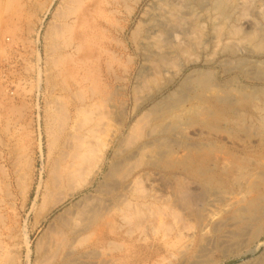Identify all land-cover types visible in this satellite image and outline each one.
Masks as SVG:
<instances>
[{
	"label": "rangeland",
	"instance_id": "obj_1",
	"mask_svg": "<svg viewBox=\"0 0 264 264\" xmlns=\"http://www.w3.org/2000/svg\"><path fill=\"white\" fill-rule=\"evenodd\" d=\"M73 1L74 0H0V219L3 217L7 218L4 219V221L2 220L6 226H3L0 220V225L2 227L0 228V236L3 235L1 237L2 239L0 238V264H28L27 248L23 233L25 226L31 232V249H33V251L30 264H36L37 260L45 263L44 253H37V242L43 237V234H46L47 229H52L50 225L53 224L58 214L63 212L66 208H69L73 203L81 200V198L85 197L87 194L98 195L95 201H98L99 199L97 198H100V202H103L105 205L110 206L113 204L112 206H123V204H130V208L134 210L138 204L143 202V198H146V196L152 192H154V194L155 192H157L156 194H160L158 196L162 194V196L172 198L164 201V204L159 203L154 207L155 210H157L156 207L159 205H163L161 207L162 209L165 207V211L163 210L161 216H153L154 218L147 217L150 221H148L145 216H142L139 217L140 219H135V227L133 224L128 227L134 231L133 233L131 230L132 237L129 239L132 238L136 240H116L114 243L115 245L110 247L111 252L108 249V255H106V257L99 256L96 258L95 255L93 256L95 258L80 259V261H74L73 264H95V262H98L96 264H100L112 258H119V264H156V262L157 264H159L158 262H161L160 264H163V262L164 264H264V229L260 232L258 237H255L256 239L252 236L254 227H251V230L250 228L244 229L245 231L237 234L234 223L220 222L223 221L225 217L224 210L226 207H222V205L218 204H216L218 209L216 207L212 208L213 211H216L214 216L215 224H206L208 228L203 226L205 224L200 226L192 217V219L190 218L186 209L177 204L173 197L175 195L170 196L172 193H177L175 190L176 188H172L168 183V177L164 176L166 174L162 171L161 166L155 168L150 167L147 164L148 158H144L143 161L139 159L140 157L132 158L133 151L137 150L140 145L145 142H153L157 138L160 139L163 137L166 140H164L163 143L166 146H170L174 152L175 157L173 158L184 155L187 144L192 147H198L200 144L202 145L209 141L216 147L213 148V154L217 155L221 162L229 163L232 156L224 153L231 152L235 155L237 153L235 151L244 146L241 142L235 144L234 141L232 142L227 139L226 134L209 133L198 127L187 129L186 126H181L183 129L179 128L166 135L162 134L159 130L151 131L148 128L149 126L144 123L146 122L144 114L155 104L162 106L168 104L173 99V97L169 98L170 94L178 90L180 91V89L181 95L185 96V98L189 94L186 98L187 100H189V97L192 98V91L190 87L187 86L190 84L188 83V81H190L189 78H197L202 70L204 73H208L209 76H212L210 77L213 85L217 86L219 89L238 87L237 89L241 90L242 93L257 96L259 99L257 104L263 105L264 107V53L254 55H252V52L248 51H244L245 53L238 52V54L235 55H231L229 52L223 53V45L230 44L229 41L231 40L224 39L223 43L219 46L216 44L215 40L212 41L213 43L211 42V35L208 34L209 37L207 35L203 39V43H207L204 44V47L201 45L200 48H195L191 52L192 54L190 53L189 57L186 56L185 60L181 59L182 61L177 60L175 61L177 63L174 62L177 68L179 67V61L181 64L183 62L182 65H185L186 68L185 71L176 78L175 82L172 83L173 85L170 84L169 87L166 88L171 78V73L166 72L167 74L164 73L165 75H157V78L152 77V81L147 84L146 88H141L142 91L140 89L134 91L136 85L134 83L138 77L136 74H139L138 71L142 70L145 63L144 53L135 51L138 50V45L137 39L133 37L134 31L137 30L140 23H144L153 5L163 4V1H165L164 3H173L174 1L175 4H179V2L181 4L183 0H177V2L176 0H136V2L135 0H106L108 4L105 0H101V7L99 5L100 0L89 1L90 4H87V2L83 3V5L74 4ZM255 2L259 13L258 11H256L257 13L255 12V14L251 12V16L247 15L241 17L245 21L240 18V21L234 18L237 22L233 21L232 24L237 27H243L242 31L249 32L254 30L253 22L264 25V0H257ZM190 6L194 7L195 10L199 8L196 2H193ZM98 8L100 12L96 11ZM85 9L89 10L91 13L89 12L87 20L81 26V23L76 21L75 23L74 20H76V17L82 14ZM101 11L104 13L102 14ZM260 12L263 15L260 14ZM97 14L101 15V17ZM93 15L96 17L95 22H93L95 20ZM98 16L99 18H97ZM247 20L252 24L246 22ZM91 23L93 24L91 25ZM78 27L81 30H79L80 32L78 31ZM78 32L81 35H79ZM72 33L75 38L72 36ZM77 33L83 40H81L79 36V38L77 37ZM86 33L90 35L88 36ZM55 34L59 36L57 37ZM82 34L85 37V44H88L87 48L89 49V45H93H91L92 48H90V50L86 49V46L83 47L85 49L81 48L83 52L80 50V47L85 45L82 43L84 42ZM90 36L92 37L91 43ZM96 37H98L99 41H96ZM135 39L136 43H134ZM79 40H81L82 44L80 42L78 43ZM73 44H75V46ZM95 48L96 50H100V52L96 51ZM86 50L88 54L84 56ZM101 50L107 54L105 55ZM89 51H91V53H89ZM91 54L93 58L94 56L96 58L93 59ZM113 55H115V57H113ZM86 58L91 60H89V64L86 62ZM107 61H111L110 63L113 67ZM235 61L237 62L235 63ZM256 62L259 66H257ZM76 63H80L79 67L76 66ZM106 64L109 66L106 67ZM174 65H172V67ZM237 66H239V68ZM175 69L174 67L171 68L172 71ZM71 74L74 77H72ZM86 81H88V84ZM153 81H155L154 84ZM149 84L152 85L148 87ZM70 85H73V88L70 87ZM89 85L92 86L93 90L98 88L99 92L97 91V93L94 94ZM223 85L225 87H223ZM185 86L189 87V89H184ZM88 87H90L92 93H90L91 90H89ZM116 87L120 89H115ZM74 88H76L77 91H75ZM79 92L82 93L80 94ZM116 92L118 93L116 94L117 96H110ZM98 93L100 95H98ZM91 94L95 96L92 95L93 98L89 97ZM69 96L75 99L73 100ZM90 100H94L91 101V103L94 104L97 101L95 104L96 106L94 104L92 105ZM114 100L118 101L116 102ZM100 101L102 103L109 101V104L106 102V104L104 103V105H102L98 103ZM120 101L122 104L119 103ZM111 104L112 106H110ZM115 105L117 111L114 109ZM141 105L142 107L138 113L134 114L136 108ZM88 106L94 108H89ZM186 107L189 108L188 102ZM121 120L126 121L128 128L132 126L134 122L142 120L139 123V127L142 131L139 132L135 141H130L126 138L127 136L125 135H128V128L124 130V134L119 131ZM254 142L255 139L253 140V147L248 149L249 156L251 158H258L257 147ZM74 160L80 164L79 168L81 174H83V178L88 177L87 179H89L94 176V185L76 197L75 200L55 210L49 215L47 220L43 222L40 228L34 229V215L41 208L43 204L42 201L44 200L42 194H44L46 189L52 187L54 179L61 176L65 169L70 166L71 163L75 162ZM118 160L119 163H117ZM113 168L123 169L127 171V173L124 175H113ZM88 174L89 176H87ZM49 175L51 180L49 179ZM163 177H165V179ZM28 186H32L31 196H29L25 204V188ZM110 199L112 200L110 201ZM170 200H172V202ZM168 203L170 204L168 205ZM216 216H219L218 219L215 218ZM219 222L222 223L220 228L217 224ZM136 223H138V226ZM216 226L218 228H216ZM3 227H5V230ZM202 227H205V229ZM49 232L50 231H48V233ZM165 234H167L168 237L164 236ZM8 235L9 238L11 235L12 239L5 237ZM226 237L228 238L226 239ZM234 237L236 239H234ZM248 237L250 238L248 239ZM5 239L9 240L6 241ZM44 242L45 239H43L42 243ZM6 245L8 246L6 247ZM114 246L116 248L118 247V249L116 250ZM162 258L165 260L163 259L162 261ZM169 258H171V261ZM166 259L169 260L166 261Z\"/></svg>",
	"mask_w": 264,
	"mask_h": 264
},
{
	"label": "bare ground",
	"instance_id": "obj_2",
	"mask_svg": "<svg viewBox=\"0 0 264 264\" xmlns=\"http://www.w3.org/2000/svg\"><path fill=\"white\" fill-rule=\"evenodd\" d=\"M70 1H72V0H70ZM89 1H93V0H74L73 3L74 4L76 3L78 5H81V4L83 5V3H87V2H88L87 4H90ZM102 1L101 0L99 1L100 7H101ZM255 1H257V0H183V2H181V4H180V2H179V4H175L174 1H173V3L172 2L164 3L165 1H163V4H159V5L157 4L156 6L153 5L154 7L152 6V8H150L151 10L148 12L147 18H146V20H144V23H140L137 30H135L133 33V37L137 39V45H138V50H135V51L143 52L144 53V61H145L144 65H143L144 67L142 68V70L138 71L139 74H136L138 77H137V80H135L136 82L134 83V84H136L134 91L135 90L137 91L138 89L141 90V88L142 89L146 88L147 84L152 81V77L157 78V75L161 76V74L163 75L166 72H170L171 78L169 79L168 85L166 87V88H168L169 85L174 83L176 78L178 76H180L185 71L186 66L182 65L183 62L181 64L180 61H182L183 59L185 60L186 56L189 57L190 53L195 48H200L201 45L204 47V44H207V43H203L204 42L203 39L208 34L211 35L210 36L212 39L211 42L213 40H215L216 44H218L219 46L221 43H223L224 39L231 40V41H229L230 44H225V46L223 45V49H222L223 53L229 52L231 55H235V54H238V52H244V51L245 52L246 51L252 52V55L264 53V25L257 23V22H253L255 27L253 25H251V26H253L254 30L252 29L253 31L249 32V31H242L243 27L240 26L241 27L240 28L239 26L237 27L236 25L232 24L233 21H236V20H234V18L235 19L237 18L239 20V18L243 19L241 17H245L247 15L251 16V14H250L251 12H253L255 14V12L258 11V13H259V10H257V5H256ZM105 2H106V0H105ZM135 2H136V0H135ZM176 2H177V0H176ZM193 2H196L197 5L199 6V8L197 10H195L194 7L190 6V5H192ZM23 6H25V5H23ZM96 11L100 12L99 8ZM89 12H90L89 10L85 9L82 14H80L78 17H76V20H74V22L76 21L78 23H81L80 25L82 26L83 23L87 20ZM103 13L104 12H102V14ZM93 14H94V12H93ZM260 14H262V13L260 12ZM97 15H99V14H97ZM99 16L101 17V15H99ZM99 16L97 18H99ZM61 18H63V17H61ZM247 18H249V17H247ZM253 18H254V16H253ZM90 20H88V21H90ZM95 21H96V17H95V20L93 22H95ZM74 22H73V25H74ZM246 22H248V20ZM248 23L252 24L250 22H248ZM92 24L93 23H91V25ZM245 24H247V23H245ZM115 25H116V23H115ZM245 27H246V25H245ZM79 30H80V28L78 29V31ZM103 32H105V31H103ZM78 33H77V37L79 35H81L80 33L78 35ZM86 34H88V33H86ZM89 35L90 34H88V36ZM72 36L74 37L73 33H72ZM82 36H83V34H82ZM96 36H97V34H96ZM208 37H209V35H208ZM208 37H207V39L209 40ZM103 38H105V37H103ZM90 39H91L90 40V43H91L92 37ZM93 39H94V37H93ZM95 39L97 41L98 37H96ZM136 39L134 40V43H136ZM81 40H83V39L81 38ZM81 40H79L78 43L79 42L81 43ZM82 43L85 44V37H84V42H82ZM96 44H94V45H96ZM73 45L75 46V44H73ZM91 45H89L90 48H92V46H93V45L92 46ZM79 46H81V45H79ZM85 46H86V49H88L87 48L88 44L86 43L84 46L80 47V50L82 52H83V50L81 48H83ZM67 47H69V46H67ZM100 47H102V46H100ZM90 48L88 50H90ZM83 49H85V48H83ZM201 49H202V47H201ZM95 50H96V48H95ZM222 50H221V52H222ZM60 51H61V49H60ZM81 51H80V53H81ZM91 51H89V53H91ZM96 51L100 52V50H98V49ZM85 52L86 53L84 56H86V54H88L87 50ZM101 52L104 53L105 55L107 54V53L103 52L102 50H101ZM92 54H91V56H92ZM249 55H251V54H249ZM71 56H73V55H71ZM88 56H90V55H88ZM97 56H98V54H97ZM138 56H139V54H138ZM90 57H87V58H90ZM103 57H104V55H103ZM113 57H115V55H113ZM92 58H93V56H92ZM94 58H96V57L94 56ZM89 60L87 59L86 62L88 63ZM98 60H99V58H98ZM98 60H97V62H98ZM100 60H102V59H100ZM109 60H111V59H109ZM116 60H115V62H116ZM177 60H180L178 62V64H179L178 68H177V65H174V62ZM83 62H85V61H83ZM86 62H85V64H86ZM107 62H109V61H107ZM236 62L237 61H235V63ZM93 63H94V61H93ZM175 63H177V62H175ZM79 64L80 63H78V64L76 63V66L79 67ZM256 64H257V62H256ZM81 65H80V67H81ZM109 65L106 64V67ZM172 65H174L173 66L174 69L175 68H177V69L172 71L171 70V68H173ZM241 65H242V63H241ZM87 66H89V65H87ZM111 66L113 67L112 64H111ZM257 66H259V65L257 64ZM237 67L239 68V66H237ZM71 68H72V66H71ZM83 68H84V66H83ZM105 69H107V68H105ZM75 70H76V68H75ZM78 70H80V69H78ZM85 70H87V69H85ZM263 70H261V71H263ZM68 73H69V71H68ZM72 74H71V76H72ZM85 74H86V72H85ZM196 74H197V72H196ZM69 75H70V73H69ZM74 75H76V74H74ZM210 76L208 73H204V71L202 70L199 73L197 78H194V79L189 78L190 81H188V83H190V84L187 86H189L190 90L192 91V98L189 97L188 98L189 100L186 99L189 94L186 96V98H185V96H182L180 93L181 89H180V91L178 90L177 92L170 94L169 98L173 97V99L168 104H166L164 106L159 105V104H155L151 109L148 110L147 113L145 112L146 114H144V119L146 122H144V123L149 126L148 128L151 131L159 130L162 134H165V135L171 131L174 132L175 130L182 128L181 126H186L187 129L198 127L200 129L208 131L209 133L215 132L217 134H220V133L226 134L228 140H230L232 142L234 141L235 144H237L238 142H241L244 145L241 147V149H237L235 151V152H237L236 153L237 155L236 154L234 155L231 152L224 153L226 155L232 156V159H231V161H229V163H225V162L223 163L220 161V159L217 157V155L213 154V148H216V147H214V144L207 141V143H203L202 145L200 144L198 147H192L189 144H187V146L185 147V154L182 155L181 157L173 158V157H175L173 150L171 149L170 146H166L163 143V141L165 139L160 136L161 137L160 139L157 138L156 140L154 139L155 141H153V142H145L142 145H140L139 147L137 146L138 147L137 150L133 151L132 158H135V157L139 158L140 157L139 159H142V161L144 158H148L147 164L150 167L155 168V167L161 166L162 171L166 174L164 176L168 177V183L171 185L172 188H174V187L176 188L175 190L177 193H175V194L169 193L170 196L175 195L173 197L176 200L177 204H179L182 208L186 209L188 211V214L190 215V218L192 217L200 226H202L203 224H205L203 226H206V224L207 225L215 224L214 216H215L216 211H213L212 208L213 207L215 208L216 204H218V205H222V207H226V209L224 210L225 211V217H224L223 221H220V222L234 223L236 226L237 234H240L243 231H245L244 229L250 228V230H251V227H254V231L253 232L251 231V232H252L253 238L256 239L255 237H258V235H260V232L264 229V107H263V105L257 104V101H259L257 96L247 95L245 93H242L241 90L237 89L238 87L233 88L230 86L231 88H227L228 87L227 86L226 87L227 89H219L217 86L213 85L212 79H211L212 76L211 77ZM72 77H74V76H72ZM74 79H76V78H74ZM118 80H120V79H118ZM256 80H258V79H256ZM76 81H77V79H76ZM77 82H79V81H77ZM87 82L88 81H86V83ZM113 82H114V80H113ZM154 82L155 81H153V84H154ZM151 85L152 84H149L148 87ZM184 85H186V84H184ZM74 86H75V84H74ZM89 86L92 89V86L91 85H89ZM187 86H185L184 89L185 88L189 89V87H187ZM70 87L73 88V85H70ZM70 87H69V89H70ZM90 87H88L89 90H91ZM93 87H94V85H93ZM223 87H225V86L223 85ZM117 88H119V87H116L115 89H117ZM74 90L77 91L76 88H74ZM92 90L90 93H92ZM129 90H131V89H129ZM79 91H80V89H79ZM97 91H98V88H95L93 90V93L96 94ZM188 92H190V91H188ZM79 93L81 94L82 92H79ZM121 93H123V92H121ZM70 94H72V93H70ZM94 94H91V96H89V97L93 98V96H95ZM116 94H118V93L117 92L113 93L110 96H113V95L115 96ZM98 95H100V94L98 93ZM67 99H68V97H67ZM71 99L74 100L75 98H71ZM192 100H193V102H192ZM91 101H94V100H90V103H91ZM114 101L117 102L118 100H114ZM121 101L119 103H121ZM167 101H169V100H167ZM106 102H108V104H109V101H106ZM106 102H104V103L106 104ZM187 102L189 104V108L186 107ZM96 103H97V101H96ZM98 103L104 105V103H102L101 101ZM158 103H160V102H158ZM91 104L93 105L94 103H91ZM142 105L138 106L136 108V111L134 112V114L138 113V111L141 109ZM83 106H85V105H83ZM110 106H112V104ZM122 106H124V105H122ZM91 107H89V108H91ZM92 108H94V107H92ZM99 108H100V105H99ZM116 108L117 107L115 105L114 109L116 110ZM76 109H77V107H76ZM122 110H124V109H122ZM85 111H86V109H85ZM122 112H120V113H122ZM117 115H119V114H117ZM117 118L119 119L118 116H117ZM148 118H149V120H148ZM122 120H121V124H120V130L119 129L118 130L123 133L124 130L128 127H127L126 121H122ZM126 120H127V118H126ZM140 121H142V120H138L137 122H134V124L128 128V133H127L128 135H125V136H127L126 138H128V140L135 141V139H137L139 132L142 131L141 128L139 127ZM121 132H120V134H121ZM117 135H119V134H117ZM159 135H161V134H159ZM55 137H56V135H55ZM121 138L123 139L122 136H121ZM254 139H255L254 143H256L255 146L257 147L258 158L257 157L251 158L249 156V150L248 149L253 147L252 144H253ZM87 151H86V153H87ZM134 152H136V153H134ZM116 153H117V151H116ZM129 156H131V155H129ZM128 160H130V159H128ZM227 160H230V159H227ZM76 161H77V159H76ZM76 161L71 163L70 166H68L65 169L64 173L62 172L63 174L61 176L55 178L54 181L52 180L53 184L48 180L52 184V187L51 188L47 187L48 189H46V190L44 188L45 191H44V194H42L43 195L42 198L44 199L42 201L43 204H42L41 208L34 215V226H33L34 229L40 228V226H42L43 222L46 221L47 218L49 217V215L51 213H53L55 210H58L60 207L65 206L68 202L75 200L76 197H78L80 194L84 193L86 190L90 189L94 185V182H95L94 176H93V178H89V179H87L88 177H86V176H85L86 178H83L82 177L83 174H81V170L79 168L80 164L77 163ZM125 161H127V160H125ZM117 163H119V160ZM123 165H124V163H123ZM61 168H63V167H61ZM125 168H127V167H125ZM110 169H111V167H110ZM124 171L125 170H123V169L113 168L112 174L113 175H124L125 173H127V171H125V172ZM93 173L96 174L95 172H93ZM87 176H89V174ZM91 177H92V175H91ZM50 178L51 177L49 175V179ZM163 178L165 179V177H163ZM44 185H46V184H44ZM191 186H195V187H191ZM31 188H32V186L31 187L28 186L25 188L26 189L25 190L26 191L25 198H24L25 204L27 203L29 196H31L30 195L31 194ZM162 190H164V189H162ZM175 190H173V191H175ZM41 191H43V190H41ZM128 191H126V192H128ZM164 191H166V190H164ZM156 193L157 192H155V194H154V192H152L149 195H147L146 198L142 197L143 202L138 204V206L134 210H132L130 208V206H131L130 204H126V205L123 204V206L125 205L124 207L118 206V205L112 206L113 204L109 206V205H105L103 202H100V198H97L99 200L95 201V198L98 197V195H96V196L94 194L85 195V197L81 198V200H79L76 203H73L69 208H66L63 212H61L60 214H58L56 216L53 224L50 225L52 229L51 230L47 229L46 234H43V237L40 238L39 241L37 242L38 243L37 253L38 254H39V252L44 253V258L46 260L45 263L43 262L44 264H49V263L73 264L74 261H80V259L95 258V257H93L95 255H96V258H98L99 256L100 257H103V256L106 257V255H108V253H107L108 249L111 252L110 247L115 245L114 243L116 240H130V241L136 240V239H132V238L129 239L130 237H132L131 230L133 231V229L128 228L132 224L135 227L134 222L136 221L135 220L136 218L138 219L139 217L145 216L146 219L148 220V218H152L153 216H159V215L161 216V213L163 212V210L165 211V209H164L165 207L163 209L161 208L163 205H159L158 207H156L157 210H155L154 207L157 206V204H159V203L164 204L165 203L164 201H167L168 199H171L172 197L169 196L170 198H168V196H162V194H161V196H158L160 194H156ZM144 197H145V195H144ZM111 200L112 199H110V201ZM101 201H102V198H101ZM170 201L172 202V200H170ZM0 202H1V200H0ZM128 203H130V202H128ZM169 204L170 203H168V205ZM219 208H220V206H219ZM219 211H221V210H219ZM172 213H173V211H172ZM220 214H221V212H220ZM2 216H4V215H2ZM221 216H222V214H221ZM218 217L216 216L215 218L218 219ZM4 219H7V218L3 217L0 220H1V223H3V226H6V224L3 222ZM176 219H178V218H176ZM144 220H145V218H144ZM148 221H150V219ZM220 222L217 223L219 225V228H220V226H222V223H220ZM136 224L138 226V223H136ZM0 228H2L1 225H0ZM3 228L5 230V227H3ZM159 228H160V226H159ZM202 228L205 229V227H202ZM206 228H208V227L206 226ZM216 228H218V227L216 226ZM6 230H9V229H6ZM48 231H50V232L48 233ZM23 233H24V238H25V240H24L25 245L27 248V261H28L27 263L30 264L31 254L33 251V249H31V247H32L31 232L25 226ZM133 233H134V231H133ZM181 233H183V232H181ZM4 234H6V233H4ZM229 234H231V233H229ZM11 235H10V238H11ZM2 236H0V238ZM164 236L168 237L167 234H165ZM5 237L9 238V235L5 236ZM12 237H14V236H12ZM227 238L228 237H226V239ZM240 238H243V237H240ZM249 238L250 237H248V239ZM43 239H45L44 243H42ZM234 239H236V238L234 237ZM5 240L8 241L7 239H5ZM242 240H244V239H242ZM229 242H231V241H229ZM1 244H2V242H1ZM7 246L8 245H6V247ZM4 249H5V247H4ZM117 249H118V247L116 248V250ZM35 253H36V251H35ZM164 258H162V261ZM118 259L112 258L109 260H105V262L103 261L100 264H119ZM169 259L171 261V258H169ZM168 260L166 259V261H168ZM43 263L39 262L38 260L36 262V264H43ZM96 263H98V262H95V264ZM158 263L160 264L161 262H158ZM156 264H157V262H156ZM163 264H164V262H163ZM170 264H172V263H170Z\"/></svg>",
	"mask_w": 264,
	"mask_h": 264
}]
</instances>
